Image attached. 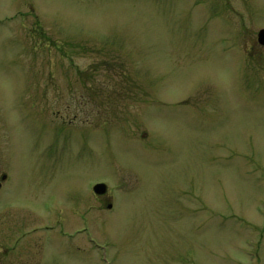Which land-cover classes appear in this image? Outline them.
Wrapping results in <instances>:
<instances>
[{
	"label": "rangeland",
	"instance_id": "374dc122",
	"mask_svg": "<svg viewBox=\"0 0 264 264\" xmlns=\"http://www.w3.org/2000/svg\"><path fill=\"white\" fill-rule=\"evenodd\" d=\"M261 29L264 0H0V264L19 222L69 237L20 264H264Z\"/></svg>",
	"mask_w": 264,
	"mask_h": 264
},
{
	"label": "flooded vegetation",
	"instance_id": "af4514ba",
	"mask_svg": "<svg viewBox=\"0 0 264 264\" xmlns=\"http://www.w3.org/2000/svg\"><path fill=\"white\" fill-rule=\"evenodd\" d=\"M3 176H2V178H3ZM2 178H1L0 188L2 187V182H3ZM4 181H6V180H4ZM110 204L111 203H108V205H110ZM57 208L58 207H56V210L55 211L53 210V212L51 210L52 215H53V213L55 215H57L59 213L58 211H60V210ZM33 213H34V211H33ZM48 218H49L48 216L46 218H44V221L47 220ZM80 219H81V221L84 219L83 215H80ZM20 225H21V223L19 222L18 227H16L14 229V232L17 233V235L13 239L14 240V242H13L14 249L12 250L14 252L13 257L14 258L16 257L17 264H20V260L23 259V258H21L22 251H23V248L21 247V245L23 242H25L27 240H29L28 242H33L34 240H38V239L40 240V245L37 242V244L33 245L32 249H31V251H34V253H35V255H34V253L32 254L30 252L31 255H29V259H33L32 262L38 261L37 257L41 256V254H42L41 252L46 251V249L49 250L51 248H54V247L57 248L58 247L60 250H64V253L68 252V245L64 242L65 240H68V238H69L68 237V230L65 229V226L63 225V223H60L58 227L57 226L54 227L52 225V223L50 225L34 224V225H32V227H30L29 229L24 230V231H23V225L22 226H20ZM5 232H6L5 229L2 228L1 233H2L3 237L6 236ZM80 233H81V231L77 229L76 234L78 235ZM41 237H43V238H41ZM53 238H58V239L53 240ZM60 238H63V239H60ZM74 238H72V240ZM28 242H26V243H28ZM7 255H5V252L3 253L2 264H10V263H6L4 260V257L6 259ZM32 255H34V257ZM24 264H31V262H27V263L25 262Z\"/></svg>",
	"mask_w": 264,
	"mask_h": 264
},
{
	"label": "water",
	"instance_id": "95a60500",
	"mask_svg": "<svg viewBox=\"0 0 264 264\" xmlns=\"http://www.w3.org/2000/svg\"><path fill=\"white\" fill-rule=\"evenodd\" d=\"M258 41L261 45L264 46V29H261L258 33ZM6 178V176H4V179ZM94 191L96 194H104L107 191V186L103 183H99L94 187Z\"/></svg>",
	"mask_w": 264,
	"mask_h": 264
}]
</instances>
